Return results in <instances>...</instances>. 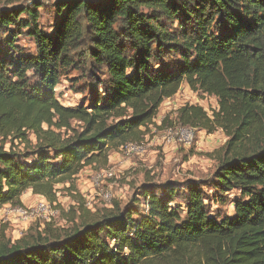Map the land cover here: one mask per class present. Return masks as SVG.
<instances>
[{
    "label": "trees",
    "instance_id": "1",
    "mask_svg": "<svg viewBox=\"0 0 264 264\" xmlns=\"http://www.w3.org/2000/svg\"><path fill=\"white\" fill-rule=\"evenodd\" d=\"M46 1L0 0V33L8 34L0 47V207L24 206L28 191L54 205L57 185L141 141L184 84L215 97L218 109L184 106L177 123L228 140L215 154L212 195L188 181L183 209L176 188L144 186L134 205L96 213L81 205L79 215L72 207L79 222L67 230L48 224L13 243L0 228V264H264V0H54L52 33L39 26ZM21 30L35 55L16 45ZM86 39L106 70L103 95L65 107L56 88ZM166 54L179 57L175 71L152 67ZM231 192L238 197H225ZM229 200L232 216L212 214Z\"/></svg>",
    "mask_w": 264,
    "mask_h": 264
},
{
    "label": "rangeland",
    "instance_id": "2",
    "mask_svg": "<svg viewBox=\"0 0 264 264\" xmlns=\"http://www.w3.org/2000/svg\"><path fill=\"white\" fill-rule=\"evenodd\" d=\"M52 2L54 0L46 1V8L40 11L39 26L48 33L53 32L52 27L56 19ZM22 19H28V17L24 16ZM178 26L177 21L167 22V28L170 30H175ZM116 31L119 33L120 42L126 48L127 55L131 56L132 48L124 33V25L119 24ZM20 32L23 34L18 37L16 45L20 47L24 55H35L34 39L28 35V30ZM7 37V33H0V47H5ZM91 48L88 39L82 42L77 52L73 53L76 66L64 73L56 88L57 98L65 107L88 106L93 92L97 90L103 95V87L98 85V82L106 79V70L92 60ZM178 62L177 55L166 54L160 60L153 59L151 65L152 67L166 66L175 71ZM187 105L200 106L211 114L218 109V100L215 97L195 93L184 84L176 96L162 104L154 125L148 129H142L145 135L141 141L128 143L112 150L108 165L87 167L71 181L57 185V202L54 204L52 216L47 219H37L30 224H22L10 213L9 208L15 206H1L0 228L5 227L6 235L13 243L42 232L48 224H52L54 229L67 230L79 222L78 217H74L71 211L72 207L78 214L80 213L78 208L81 205L92 213L111 209L115 203H119L122 207L134 205L144 186L158 193L166 191L169 187L176 188L179 194L175 203L183 209L185 207L184 188L188 181H197L205 185L204 193L212 195L216 192L212 189L218 164L215 154L225 146L228 139L221 131L208 134L202 130L179 125L178 111ZM164 120L167 121L166 126L163 125ZM181 127L188 129L189 139L175 137L169 141L166 136L168 129ZM31 139L35 141L34 136H31ZM130 144H139L143 151L130 153L127 149V145ZM6 147L8 148L9 145ZM17 147L23 149V146ZM109 172L113 174V177H106ZM107 194L110 198H105ZM226 195L225 197L230 200L238 197L235 192ZM22 198L23 205L27 207L44 200L31 191L26 192ZM140 199L137 210L142 212L143 199ZM230 200L225 205L212 203V214L232 216L233 207L230 205Z\"/></svg>",
    "mask_w": 264,
    "mask_h": 264
},
{
    "label": "built area",
    "instance_id": "3",
    "mask_svg": "<svg viewBox=\"0 0 264 264\" xmlns=\"http://www.w3.org/2000/svg\"><path fill=\"white\" fill-rule=\"evenodd\" d=\"M166 136L168 140H172L175 137H187L189 139L190 133L185 128H171L168 129ZM128 151L140 153L143 148L139 144L127 145ZM106 177H113L111 172L106 174ZM105 198H110V195H105ZM11 215L20 221L22 224H30L37 219H47L53 215L54 205L46 200L38 201L33 206H15L9 208Z\"/></svg>",
    "mask_w": 264,
    "mask_h": 264
},
{
    "label": "crops",
    "instance_id": "4",
    "mask_svg": "<svg viewBox=\"0 0 264 264\" xmlns=\"http://www.w3.org/2000/svg\"><path fill=\"white\" fill-rule=\"evenodd\" d=\"M22 202H24V199L22 198ZM25 206V205H24Z\"/></svg>",
    "mask_w": 264,
    "mask_h": 264
}]
</instances>
